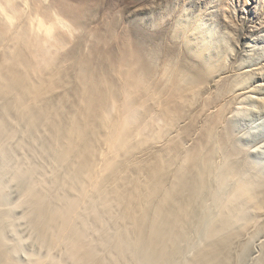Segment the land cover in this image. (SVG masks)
I'll use <instances>...</instances> for the list:
<instances>
[{
    "label": "rangeland",
    "instance_id": "374dc122",
    "mask_svg": "<svg viewBox=\"0 0 264 264\" xmlns=\"http://www.w3.org/2000/svg\"><path fill=\"white\" fill-rule=\"evenodd\" d=\"M0 3V223L16 264H264V0ZM197 21L211 37L204 64L187 55ZM89 116L70 149L69 130ZM121 121L120 161L157 153L171 161L169 182L190 178L186 221L152 250L136 246L108 191L86 190L108 155L102 123ZM85 147L91 164L81 169ZM50 235L62 243L46 244Z\"/></svg>",
    "mask_w": 264,
    "mask_h": 264
},
{
    "label": "bare ground",
    "instance_id": "6f19581e",
    "mask_svg": "<svg viewBox=\"0 0 264 264\" xmlns=\"http://www.w3.org/2000/svg\"><path fill=\"white\" fill-rule=\"evenodd\" d=\"M7 3V2H6ZM12 2L10 1V4ZM19 3V2H18ZM1 4V3H0ZM16 4V3H15ZM32 5V3H31ZM2 7V6H1ZM4 7V6H3ZM5 8V7H4ZM7 8V7H6ZM12 8V7H11ZM13 9V8H12ZM23 9V8H22ZM9 10V9H8ZM34 10V9H33ZM32 10V12H33ZM4 12V11H3ZM6 12V11H5ZM21 12H24V11H21ZM17 13V12H15ZM34 13V12H33ZM56 13V12H55ZM7 14V13H6ZM11 15H14L12 13H10ZM36 14V13H35ZM53 14V13H52ZM26 15V14H24ZM9 16V15H8ZM58 16V15H57ZM14 17V16H13ZM12 17V18H13ZM29 17V16H28ZM1 18V17H0ZM15 18V17H14ZM24 18V17H23ZM261 20L264 19V14H262V16L260 17ZM3 18H1L2 20ZM33 19V18H32ZM9 20V19H8ZM34 20V19H33ZM40 20V19H39ZM4 21V20H3ZM43 21V20H42ZM260 21V19H259ZM13 22V21H12ZM55 22V21H54ZM262 22V21H261ZM8 24V23H7ZM29 24V23H28ZM14 25V24H13ZM25 25H26V22H25ZM54 25V24H53ZM202 26V23L197 21V27L194 29V30H190V35L195 37L194 39L196 40H191V42H195L193 43V48L191 46H188L187 48V55L188 57L190 58H193V59H197L199 61H206V56L208 54V50L210 49V35L206 34V33H201L202 29H201V26ZM9 27V25H7ZM57 26V25H56ZM27 27V26H26ZM37 27V26H36ZM50 27V26H49ZM263 27H264V21H263ZM30 28V27H29ZM42 28V27H41ZM57 28V27H56ZM60 28V27H59ZM10 29V27H9ZM28 29V28H27ZM35 29V28H34ZM54 29V28H53ZM27 31V30H26ZM33 31V30H31ZM30 31V32H31ZM47 31V29L45 30ZM52 31V30H50ZM28 32V33H30ZM72 32V31H71ZM27 33V32H26ZM27 33V34H28ZM40 33V32H39ZM52 33V32H51ZM54 33V32H53ZM24 35V33H22ZM42 34V32H41ZM46 34V33H45ZM49 33H47L48 35ZM189 34V33H188ZM31 35V33H30ZM38 35V34H36ZM26 35H24L25 37ZM187 36V35H186ZM190 36V38H191ZM27 37V36H26ZM31 37V36H30ZM34 37V36H33ZM56 37V36H55ZM42 39V38H41ZM51 39V38H50ZM46 40V39H44ZM52 40V39H51ZM58 39H56L57 41ZM40 41V40H38ZM55 41V40H54ZM190 41V40H189ZM36 42V41H35ZM46 42V41H45ZM58 42V41H57ZM56 44V43H55ZM188 44V42H187ZM190 44V43H189ZM58 46V45H56ZM195 47V48H194ZM36 50V49H35ZM211 50V49H210ZM36 54V53H35ZM38 55V53H37ZM7 56V55H5ZM39 57V55H38ZM209 58V57H207ZM5 59V58H4ZM40 59V58H39ZM10 60V59H9ZM13 61V60H12ZM42 64H43V61H41ZM11 63V62H10ZM9 63V65H10ZM18 62H16L15 64L17 65ZM20 63V62H19ZM207 63V61L205 62ZM6 64V63H5ZM204 64V62H203ZM9 65H6V66H9ZM20 65V64H18ZM17 65V67H18ZM209 65V63H208ZM23 67V65H22ZM28 67V66H27ZM7 68V67H6ZM19 68V67H18ZM166 68V67H165ZM204 68H205V65H204ZM1 69V68H0ZM13 69V67H12ZM19 69H23L20 68ZM169 69V67H168ZM9 70V69H8ZM23 71V70H22ZM21 71V72H22ZM25 71V69H24ZM15 72V70H14ZM10 73H11V70H10ZM167 74V73H166ZM11 75V74H10ZM26 74H24L25 76ZM35 76V75H34ZM38 76V75H37ZM158 76V75H157ZM173 76V75H172ZM13 78V77H12ZM10 78L9 75H7V82H13L14 79ZM25 79H27L26 77H24ZM172 79V77H171ZM170 79V80H171ZM21 81V79H19ZM164 80V79H163ZM162 80V81H163ZM25 82H27L25 80ZM91 82V81H90ZM89 82V84H90ZM22 84L26 85L23 81L21 82ZM170 83V81L168 82ZM19 84V83H18ZM17 84V85H18ZM181 84V83H180ZM85 85V84H84ZM167 85V84H166ZM28 86V84H27ZM29 86H31L29 84ZM177 86V85H176ZM178 87H180L178 85ZM186 87V86H185ZM151 89V87H150ZM184 90V89H183ZM149 90H147L148 92ZM150 93V92H149ZM188 93V92H187ZM186 93V95H188ZM86 94V92H85ZM84 94V95H85ZM148 94V93H146ZM154 95V94H153ZM189 96V95H188ZM86 97V96H85ZM84 97V98H85ZM186 97V96H184ZM119 98V97H117ZM116 99V97H115ZM150 99V98H149ZM86 100V98L84 99ZM118 100V99H117ZM90 101V99H89ZM113 102V101H112ZM156 103V101H154ZM153 102V103H154ZM188 102V100H187ZM186 102V103H187ZM90 103V102H89ZM104 103V101H103ZM152 103V102H151ZM152 103V104H153ZM154 103V105H155ZM159 103V102H158ZM157 103V104H158ZM182 103V102H181ZM179 104V103H178ZM103 105V104H102ZM113 105V104H112ZM132 105V104H131ZM109 106V105H108ZM156 106V105H155ZM154 106V107H155ZM156 107H160V106H156ZM185 107V106H184ZM111 108V107H110ZM170 108V107H169ZM181 108H183L181 106ZM115 109V108H114ZM89 110V109H88ZM100 110V109H99ZM110 110V109H109ZM166 110V109H165ZM97 109L93 112H96ZM113 111V110H112ZM163 111V109H162ZM161 111V112H162ZM92 112V111H91ZM111 112V111H110ZM115 114L117 115L116 113V109H115ZM166 113V111H163ZM84 113H87V112H84ZM133 113V112H132ZM164 113V114H165ZM95 114V113H94ZM240 114H241V110L240 109H236L235 113L233 114V117H239L240 118ZM96 115V114H95ZM97 116L99 119L101 118V120L103 121V114L102 116L101 115V112H100V115H99V111L97 113ZM114 115V114H113ZM132 115V114H131ZM167 115V114H166ZM163 119H165L164 115H162ZM210 116V115H209ZM130 117V115L128 116ZM153 117V116H152ZM167 117V116H166ZM176 117V116H175ZM116 118H118L116 116ZM135 118V117H134ZM156 118V117H155ZM154 118V119H155ZM213 118V116H212ZM105 119V117H104ZM123 119V118H122ZM125 119V118H124ZM158 119V118H156ZM172 119H176V118H171V121ZM209 119V118H208ZM109 120H112V117L109 119ZM109 120H108V123H109ZM115 120V119H114ZM92 118L89 116L88 117V120L85 121V124H80V123H77L76 125L73 126V129L72 130H69L68 132V137H70V141L68 142V147L70 149H73L74 148V144L72 142V138L73 136H79V137H82L85 132H86V124L92 122ZM117 121H119L117 119ZM124 121V120H123ZM157 121V120H156ZM165 121V120H164ZM170 121V122H171ZM177 121V120H176ZM209 121V120H208ZM73 122V120H72ZM159 121L156 122V124L158 123ZM106 123V119H105V122ZM102 123L103 125H105V127H108V142H107V148H108V155L106 156V158L103 160V163L102 165L97 168V169H92L88 175V183H89V188L87 187L86 190H90L91 193L90 195L92 194V192H101V194H103L104 192L108 191L109 192V195L111 194L113 199L116 201V203L118 205H122L123 206V210H122V214H121V217L128 223V225L130 226L129 229L132 231V233L134 234V237H135V244L137 247H145L149 250H152L153 248L156 247V245H158V243L160 244V242L162 243V241L164 240L165 241V244H167L169 242V240L171 239V233H174L176 232L180 225H182L184 223V221H186L187 219V210H188V206H189V199L186 198L184 196V191L185 190H188L187 189V180H189L190 178H188L187 176L183 175V174H180V173H175V176L173 178V180L171 182H169V174H171L172 170H171V164H170V160L165 164L162 162L160 156L157 154V153H152V154H149L147 155L146 157H143V158H139V159H135L132 157V154L130 157H127V158H123L121 161L119 160V153L120 151H122L125 147H126V141L129 137L127 131L129 130H126V127H125V124H123V122L121 121V123H116V124H113L115 123V121L109 126V124H104ZM173 123V122H172ZM154 124V125H156ZM163 123H161L162 125ZM165 124V122H164ZM168 124V123H167ZM165 124V125H167ZM103 125H101V129H103ZM192 125V124H191ZM207 126V124H205ZM173 126V125H172ZM104 127V128H105ZM157 127V126H156ZM161 127V126H160ZM166 127V126H165ZM189 127V126H188ZM187 127V128H188ZM162 128V127H161ZM161 128H157L159 130H161ZM168 128H164L163 130H165ZM205 129V128H204ZM100 130V129H99ZM103 130H106L105 132L107 133V129H103ZM101 130V131H103ZM133 130V129H131ZM186 130V128H185ZM185 130H182L183 132ZM213 131V129H212ZM131 132V131H130ZM166 133V132H165ZM196 133V132H195ZM212 133V132H211ZM136 134V133H135ZM134 134V136H136ZM158 136H159V132H157ZM157 134H154V135H157ZM188 134V133H187ZM186 135V133H185ZM149 137V135H147ZM143 137L141 139L145 140L147 139L146 137ZM162 136V134H161ZM148 137V139H149ZM154 137V136H153ZM134 138V137H132ZM145 138V139H144ZM154 138H158V137H154ZM135 139V138H134ZM138 140V139H137ZM153 140V139H152ZM135 141V140H133ZM148 141V140H147ZM142 142V141H141ZM145 145V144H143ZM168 146V145H167ZM173 146V144L171 145V147ZM170 147V146H169ZM106 148V149H107ZM146 148V147H145ZM175 148V147H173ZM168 149V148H167ZM178 149V147H177ZM192 149V148H191ZM147 150V149H145ZM153 150V149H152ZM175 150V149H174ZM126 151V150H125ZM163 152V151H162ZM169 152V150L167 151ZM166 153V152H165ZM62 154V153H61ZM140 154V153H139ZM104 156V155H103ZM163 157V155H162ZM165 157V156H164ZM168 157V156H166ZM165 157V158H166ZM180 157V156H179ZM188 157V156H187ZM104 158V157H103ZM102 158V159H103ZM80 166H81V169H88L90 167V164H91V149L89 147H85L84 149H82L81 151V154H80ZM196 159V158H194ZM164 160V159H163ZM166 160V159H165ZM164 160V161H165ZM179 160V159H177ZM120 161V162H119ZM175 161V160H174ZM173 161V162H174ZM185 162V161H184ZM188 162V161H186ZM193 163H191L192 165ZM174 164H172L173 166ZM186 165V163H183L182 166ZM193 168H194V164L192 165ZM122 168V169H121ZM174 169V168H173ZM179 170V169H178ZM185 173V172H184ZM201 174V173H200ZM203 178V176H202ZM199 180V179H198ZM202 180V181H201ZM200 182L202 183L203 182V179H201ZM199 182V183H200ZM23 189H24V184H23ZM207 187V186H206ZM4 189V188H3ZM197 191V190H196ZM22 192H25V191H22ZM21 192V194H22ZM87 194H89V192L85 191ZM247 192V191H246ZM25 194V193H24ZM249 194V193H248ZM23 195V194H22ZM85 195V194H84ZM98 196V195H97ZM254 196V195H253ZM21 197V195H20ZM103 197V196H102ZM255 197V196H254ZM253 197V198H254ZM27 198V197H26ZM105 198V196H104ZM103 198V199H104ZM102 199V198H101ZM100 199V200H101ZM257 199V198H256ZM105 200V199H104ZM258 200V199H257ZM256 200V201H257ZM25 201V200H24ZM103 201V200H101ZM260 202V201H259ZM79 203V201H78ZM112 203V202H111ZM115 203V204H116ZM257 203V202H256ZM24 204V203H23ZM39 204V203H38ZM261 204V203H260ZM259 204V205H260ZM2 205V204H1ZM19 205V204H18ZM17 205V206H18ZM28 205V204H26ZM77 205V204H76ZM21 206V205H20ZM2 207V206H1ZM4 207V206H3ZM8 207V206H7ZM23 208H24V205H23ZM27 208V206H26ZM44 208V207H42ZM40 208V209H42ZM77 208V207H76ZM6 209V208H5ZM8 209V208H7ZM10 209V208H9ZM39 209V208H38ZM7 211V210H6ZM11 211V210H10ZM28 211V209H27ZM35 211V210H34ZM9 212V211H8ZM40 212V211H39ZM1 213H4V212H1ZM44 214V212H42ZM117 213V212H116ZM9 214V213H8ZM23 214V213H22ZM27 214V213H25ZM58 214V213H57ZM24 216V215H22ZM58 216V215H57ZM56 216V217H57ZM63 217V216H62ZM189 217V216H188ZM7 218V215L5 216V219ZM24 218V217H22ZM28 218V217H27ZM33 218V217H32ZM37 218V217H36ZM34 218V219H36ZM40 218V217H38ZM48 218V217H46ZM8 219V218H7ZM21 219V218H20ZM29 219V218H28ZM33 219V220H34ZM45 219V218H44ZM53 219V218H52ZM51 219V220H52ZM10 220V219H9ZM37 220V219H36ZM50 220V219H49ZM4 221V220H3ZM42 221V220H41ZM45 221V220H44ZM43 221V222H44ZM55 221V220H54ZM11 222V221H10ZM33 222V221H32ZM66 222V221H65ZM68 222V221H67ZM219 222V221H218ZM25 223V222H24ZM30 223V222H29ZM35 223V222H34ZM54 223V222H53ZM60 223V222H59ZM63 223V222H62ZM71 223V222H70ZM26 224V223H25ZM43 224V223H42ZM45 224V223H44ZM51 224V223H49ZM64 224V223H63ZM3 225V224H2ZM1 223H0V264H16V262H14L15 260L12 259V256H10L8 248L7 251L5 249V247H7V242H6V245L5 247L4 246V243L2 240H4L5 238L2 236V231H1V227H2ZM13 225V224H12ZM27 225V224H26ZM34 225V224H33ZM40 225V224H39ZM187 225V224H186ZM8 226V225H7ZM60 226V225H59ZM70 226V225H69ZM13 227V226H12ZM38 226H36L37 228ZM41 229H42V226H39ZM38 227V228H39ZM45 227V226H44ZM54 227V226H53ZM58 227V226H57ZM8 228V227H7ZM16 228V227H15ZM24 228V227H23ZM39 228V229H40ZM51 228V226H50ZM183 228V226H182ZM44 229V228H43ZM56 229V228H55ZM61 229V228H60ZM63 229V227H62ZM70 229V228H69ZM3 230V229H2ZM46 230V229H44ZM53 230V229H52ZM6 231V230H5ZM13 231V230H12ZM37 231V230H36ZM59 231V230H58ZM66 231V230H65ZM4 232V231H3ZM24 232V231H23ZM39 232V231H38ZM41 232V231H40ZM55 232V231H54ZM69 232V231H68ZM73 232V231H72ZM167 232V233H166ZM37 233V232H35ZM52 233V232H51ZM61 233V232H60ZM44 234V233H43ZM49 234V233H48ZM63 234V233H62ZM65 234V232H64ZM63 234V235H64ZM80 234V233H79ZM4 235V234H3ZM51 235H54V234H51ZM50 235V236H51ZM61 235V234H60ZM59 235V236H60ZM4 239H1L2 237ZM14 236V235H13ZM41 236V235H40ZM48 236V235H47ZM49 236V237H50ZM68 236V235H67ZM78 236V235H77ZM81 236V234H80ZM174 236V235H173ZM17 237V236H15ZM23 237V236H22ZM76 237V236H75ZM21 238V237H20ZM45 238V236H44ZM52 238V236L50 237ZM49 238V239H50ZM61 238V237H60ZM59 238V239H60ZM83 238V237H82ZM9 239V238H8ZM17 239V238H16ZM23 239V238H21ZM20 239V240H21ZM33 239V238H32ZM58 239V237L56 238L54 236V238H52V240H48V238H46V240H44V242L47 244V241H52L55 245H56V242H61L62 240L58 241L56 240ZM63 239V238H62ZM79 239V238H78ZM26 240H28L26 238ZM66 240V239H65ZM64 240V241H65ZM72 240V239H71ZM74 240V238H73ZM18 241V240H17ZM79 242V240H77ZM12 242V241H11ZM15 242V241H14ZM13 242V243H14ZM26 242V241H25ZM39 242V241H38ZM51 242V244H52ZM67 242H70V241H66ZM76 242V241H75ZM172 242V241H171ZM11 243V244H13ZM22 243V241H21ZM31 243V242H30ZM43 243V241H42ZM62 243V242H61ZM9 244V245H11ZM18 244V243H17ZM20 244V243H19ZM33 244V243H32ZM50 244V243H49ZM48 244V245H49ZM52 244V245H54ZM60 243H58V246H59ZM70 244V243H69ZM164 244V243H163ZM162 244V246H163ZM68 245V243H67ZM75 245V244H73ZM51 246V245H50ZM50 246L48 249H50ZM63 246V245H62ZM82 246V245H81ZM219 246V244H218ZM32 247V246H31ZM52 247V246H51ZM54 247V246H53ZM52 247V248H53ZM57 247V245H56ZM66 247V246H65ZM64 247V248H65ZM55 248V247H54ZM125 249V248H124ZM165 249V248H164ZM163 249V250H164ZM215 249V248H213ZM52 250V249H51ZM54 250V249H53ZM61 250V249H60ZM60 250H57V251H60ZM162 250V249H161ZM14 251V250H12ZM23 251V250H22ZM50 251V250H49ZM56 251V250H55ZM56 251V252H57ZM83 251V250H82ZM85 251V250H84ZM121 251V250H120ZM141 251V250H140ZM143 251V250H142ZM211 251V250H210ZM74 252V251H72ZM154 252V251H153ZM53 253V252H52ZM61 253V251H60ZM59 253V254H60ZM71 253V252H70ZM69 253V254H70ZM87 253V252H86ZM15 254V253H14ZM56 254V253H55ZM30 255V254H29ZM51 255V254H50ZM64 255V254H63ZM72 255V254H71ZM74 255V254H73ZM90 255V254H89ZM45 256V255H44ZM57 256V255H56ZM130 256V255H128ZM137 256V255H136ZM71 257V256H70ZM139 257V256H138ZM28 258V257H27ZM32 258V257H31ZM50 258V257H49ZM46 257V260H51ZM64 258V257H63ZM76 258V257H75ZM40 259V258H39ZM36 260L34 261L33 264H45L47 261H41L40 260ZM52 259H55V257H52ZM57 259V258H56ZM74 259V258H73ZM121 259V258H120ZM18 260V258H17ZM68 260V259H67ZM97 260V259H95ZM141 260V259H140ZM70 261V259H69ZM29 262V261H28ZM31 262V261H30ZM42 262H45V263H42ZM50 262V261H49ZM47 262V263H49ZM52 262V263H51ZM50 263L53 264V260L51 261ZM59 262V261H58ZM64 262V261H63ZM71 262V261H70ZM96 262V261H94ZM215 262V261H214ZM18 263V262H17ZM21 263V262H19ZM46 263V264H47ZM49 263V264H50ZM77 263V261H76ZM80 263V261H79ZM91 263V261H90ZM100 263V262H99ZM116 263V262H115ZM54 264H59V263H54ZM60 264H62L60 262ZM68 264V263H67Z\"/></svg>",
    "mask_w": 264,
    "mask_h": 264
}]
</instances>
